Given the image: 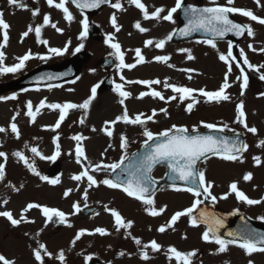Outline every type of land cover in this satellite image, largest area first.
Here are the masks:
<instances>
[{
  "label": "rangeland",
  "instance_id": "374dc122",
  "mask_svg": "<svg viewBox=\"0 0 264 264\" xmlns=\"http://www.w3.org/2000/svg\"><path fill=\"white\" fill-rule=\"evenodd\" d=\"M149 1L152 4L162 3V0ZM191 1L214 5L212 0ZM56 2L58 3L59 0H56ZM216 2L220 5H226V0H216ZM22 3L27 5V7L21 8L10 4L9 0H0V12L3 13V19L8 24L13 21L15 25L14 31L10 28L7 30L8 36L10 33L11 37L9 36L6 47L2 49L6 54V65L10 66L16 63L15 58L17 56H21L29 50L31 51V48L27 46L29 44H22L26 37L22 38L20 32L21 30L23 32L27 31L29 25L34 28L42 24L44 14H50L51 22L56 23L57 27L63 29V32L58 33L50 25L45 26L41 38L47 40L48 44H42L43 48L39 53L31 51L34 54V58L27 61L26 66L21 71L0 75V84L3 86L0 96H11L14 93L17 96L14 100H0V127H4L7 130L0 133V151L7 154L6 161L0 158V162L5 163V179L0 181V211L10 210L14 218L18 219L21 210L28 203L34 202L64 211L67 214V222L61 228L60 223L49 222L45 226V217L40 209H31L25 213L27 219L34 221V223L22 222L19 226H13L6 218L0 217V254L9 260H14L15 264H38L34 259L33 250L38 247L39 242L44 243L48 251L53 253V257H45V264H61L56 259L61 250L65 254L64 264H86L85 257L89 255L99 257L106 264H165L163 260L167 264H177L175 257L168 251L170 247H175L184 253L202 250L203 256H198L192 264H248L249 260H252L254 264H264V253L256 252L248 256L237 245H229L226 252L219 253L218 245L202 242L201 226L191 227L189 221H183L182 218L172 227H177L176 230L168 229L165 234L160 233L158 228L169 221L176 211L183 210L181 201L183 195L181 194L169 198L164 203V206H167L166 210L161 215L153 217L146 212L145 205L141 201L128 197L120 189H110L104 185L89 188L88 198L85 201L83 191L87 188L86 181L78 184V182L71 179L72 175L78 174L82 170L81 166L76 163L74 152L76 141L71 139L72 136L80 134L87 137L81 143L88 160L92 163L119 161L121 155L124 154L119 147L122 134L126 135L129 141L128 154L138 148L146 139L142 135L144 129L139 125H126L123 122H117L114 126L108 125L113 130V136L111 137L102 130L105 127V121H113L117 116L122 115L124 106L119 101L124 99L129 115L134 116L141 112L151 115L153 109L157 111L153 121L146 122L147 129L152 132L154 128L167 127L170 129L173 125L202 129L204 128L203 123H212L219 127L227 125L226 129L242 132L246 136L247 144L249 145L247 151L243 153V163L238 161L229 162L219 156H213L202 164L203 166L201 165V170L214 168L213 175L217 176L219 181L223 179H226L225 182L240 180L241 182L238 183L241 185L239 189L244 187L243 191L249 198H264V147L258 146L259 140L264 139V96L260 95L264 93V81L259 79L260 73L249 70L243 64L242 58L239 57V51L243 49L252 64L259 65L264 63V53L253 52L248 47L249 44H252L256 49L264 47V26L250 21L238 13L234 14L244 24H250L255 33L254 37L246 35L241 41L238 52L236 54L233 53L237 57V62L249 76V84L244 90V95H241V81L236 80L239 75V69L236 68L234 63L233 72L229 76L231 87L226 90L230 99L219 103L205 102V98L200 96L197 91L194 95L200 102L195 104L193 110L189 113L186 111V105L191 100H186L183 103L179 99L168 101L167 98L174 95V93L171 89H165L163 84L152 85L151 87L163 93L166 98L164 101L154 99L151 96L137 99L139 93L149 91V87L139 84H127L120 80V75H123L126 81L159 79L162 82L167 80L170 84L197 90L216 91L223 83L226 72V65L217 56H219L220 52H227L228 41L218 43L217 49H213L209 44L200 43V41L196 40L177 44L171 40L166 43L163 49H157L154 45L144 47V43L148 39L159 40L173 33L178 26V13L174 14L175 22L163 20L145 22L144 27L150 29L146 33H141L134 27L137 21H142L141 19L131 20L133 17L129 19L130 16L128 15H119L120 19L117 18V23L120 26V31L117 32L111 25V16L113 15L111 11L114 8L105 9L91 19L104 29V38L90 39L87 37L81 41L78 39L79 33L82 31L80 21L87 16L74 9L70 4L68 6L74 19L68 22L63 18V13L54 7H49L46 0H22ZM170 4L169 9L175 5V0H171ZM234 6L252 10L254 14L264 18V0H261V6H258L255 0H235ZM36 8L40 9V14L36 16L37 18L32 15V10ZM136 12L137 8H134L132 13ZM22 19L26 20V25L20 21ZM87 19L89 20L88 17ZM32 34V32L29 33V37ZM109 35L114 37L112 42H118L121 45V50L125 52L126 63H135L136 58L133 50L136 48L142 49V55L148 62L137 64L132 69H117L118 61L112 55L115 50L105 43ZM69 40H71V45L64 55L56 56L48 51L49 47H64ZM2 42L3 33L0 31V43ZM9 42L11 43L10 45ZM33 42H37L36 37H33ZM79 43H83V49L91 53V57L83 64V69L78 76L79 79L76 78L67 85H52L51 88L47 85H37L26 91H10L8 89L9 83L23 75L25 76L26 73L39 66L64 62L76 53L75 48ZM180 49L190 50L194 59L188 60V53L181 52ZM44 55L50 56V58L47 60L38 58ZM157 55H167L171 59L167 63L156 62L153 58ZM109 56L114 57V66L110 70L105 71L98 60ZM91 63L93 65L89 66ZM169 64L173 65V67H169ZM180 69L192 71H181ZM108 74L113 75L115 84H124V89L131 93L129 98L120 97L113 89L104 90L103 92H99L97 89V95L92 100L89 109L86 112L83 109L68 110L65 120L60 128L55 131L46 126L55 124L59 118V110H52L47 107L41 109L36 114L34 123L26 115L28 101L33 103L34 111L35 106H38L40 101L45 98L48 103L63 104L72 102L80 104L91 95L92 86L100 83ZM189 76H191V79L188 78ZM241 101L244 104L246 123L249 127L254 126L258 130L255 135L248 133L241 124L235 122L237 116L236 105ZM164 108L167 109V115L160 112V109ZM13 116H16L14 122L20 131L18 139L10 129ZM82 118L84 119L83 124L80 123ZM93 128H95V131L92 130ZM56 135L60 137L59 144L62 154L55 161L41 160L39 157L33 156L30 151L33 146L38 147L46 156L52 155L55 151L53 137ZM25 145L28 147H25ZM109 145H112V147H109ZM16 151H21L30 159H34L35 166L42 175L49 171L54 163L60 162L61 171L57 176L60 178V183L52 185L47 181H42L38 176L30 172L23 162L13 156ZM69 152H72V155H69ZM254 156L261 158L259 165L255 163ZM249 172L252 173V179L248 182H243V176ZM160 174L161 172L158 171L159 176ZM111 175L112 173L104 172L96 174L97 179L111 178ZM223 176L227 177L224 178ZM9 185H15L19 191H14ZM68 188H72L74 191L69 197L65 198L63 193ZM5 199L8 200L7 205L2 203ZM74 202H79L81 208L96 205L98 211L88 217L80 215V212L72 214L74 212L72 207ZM236 206H238V203ZM212 207L210 206V210L213 212ZM229 208L230 205L218 204L216 211H228ZM107 209L118 210L125 220L134 222L133 227L129 231L121 229L117 232L114 218ZM245 211L252 218L264 216V203L247 206ZM69 224L71 227L68 226ZM97 227L105 228L109 234L101 236L95 233L94 230ZM81 229L88 231L73 245L72 241L76 233ZM124 230L126 236H124ZM170 230L173 233L170 234ZM129 232L131 235L128 234ZM133 237L141 239L142 245L148 244L149 242H146V240L149 239L165 241L162 239L163 237H169V240L172 239L174 242L166 239L168 240L166 241L167 245L156 251V258L152 256V263L150 260L148 263L146 260H140L142 257L141 246L135 244ZM145 250H147L148 256H150V252H153L150 247ZM120 252H124V255H119ZM135 255V259H132ZM158 259L162 263H157Z\"/></svg>",
  "mask_w": 264,
  "mask_h": 264
},
{
  "label": "snow or ice",
  "instance_id": "6c2138e0",
  "mask_svg": "<svg viewBox=\"0 0 264 264\" xmlns=\"http://www.w3.org/2000/svg\"><path fill=\"white\" fill-rule=\"evenodd\" d=\"M214 6L211 7H195L192 5L184 6L183 0H175V5L170 9H165L164 7H155L154 10H149V7L142 3V0H128L130 5H134L135 8L139 9L144 20H163L169 22L174 21V14L177 13L178 10H183L184 17L186 19V23L184 27L180 28L178 31L182 36H189L194 32L204 31L205 33L211 34V39L205 41V43L209 44L213 49H217V44L215 42V38L223 39L228 34H233L237 37H241L247 33V36L254 37L255 33L250 24H241L234 22L233 19L230 18V14H240L243 17L248 18L250 21L257 22L258 24L264 26V18L254 14L252 10H248L242 7H235V0H226V5H220L216 2V0H212ZM9 3L21 8H26L27 5L22 3V0H9ZM46 3L49 7H54L60 10L63 13V18L71 22L74 19L72 12L69 9V4L74 5L77 9L83 10L85 8L93 9L100 7L101 4H110V6L119 11L125 10L123 4L120 0H116V2H111V0H59L57 3L56 0H46ZM255 3L258 6H261V0H255ZM167 14H164V13ZM40 14V9L36 8L32 10V15L37 16ZM82 25V31L79 33L78 39L83 41L88 36L89 31V22L87 17H84L80 21ZM51 26L58 33H62L63 29L57 27L56 23L51 22L50 14L43 15V23L41 25L33 28L32 25L28 26V30L22 33V37H27L29 33H35L37 37V42L40 44L47 45L48 41L41 38L42 28L45 26ZM111 25L115 29V31H120V26L117 23V17L115 14L111 16ZM136 29H138L141 33H146L150 29L142 27L141 22L137 21L134 25ZM10 25L3 19V13L0 12V31L3 33V42L0 43V75L6 73H16L21 71L25 66L26 62L30 59L34 58V54L29 50L25 54L21 56H17L16 63L8 66L5 64L6 54L2 50L6 47L7 42L9 40L8 29ZM175 34V30L173 33L168 34L165 38L159 40L148 39L144 43V47H148L154 45L157 49H163L167 42L171 41L173 35ZM114 37L109 35L105 40V43L109 45L110 48L114 49V53L112 55L115 56L118 61L116 67L119 70L123 69H132L137 66V64L147 63L148 61L142 55V49L136 48L134 49L135 63H126L125 62V52L121 50V45L118 42H112ZM71 45V40L67 41L64 47H49L48 51L56 56H62L67 51ZM249 49L253 52L259 51L264 53V47L260 49H256L252 44L248 45ZM84 48L83 43H79L75 52L78 53L81 49ZM233 43L232 41H228V49L227 52L219 53V60L222 61L226 65V72L224 74L223 83L216 91H207L205 89H193L186 86H179L176 84H170L165 81H161L159 79L153 80H125L123 75H120V80L124 81L127 84H139L146 85L149 87V91H142L139 93L137 99H143L145 96H151L154 99H159L164 101L166 98L161 91H157L153 89L152 85H160L163 84L165 89H171L174 95L167 98L168 101L179 99L181 103L186 100H191V102L187 103L186 111L191 112L194 108V105L199 103V99L194 95L195 92H199L200 96L205 98V102H221L228 101L230 96L227 94V89L231 87L229 83V76L233 72V65L235 63L236 68L239 69V75L236 77L237 81H241V95H244V90L247 88L249 84V76L246 74L245 69L240 66L239 62H237V57L233 55ZM181 52H187V59L192 60L194 56L191 55L190 50L188 49H180ZM239 57L242 58L243 64L247 66L249 70L256 71L260 73L259 79L264 81V63L259 65L252 64L245 51L240 49ZM41 60H47L50 56L44 55L38 57ZM156 62H165L167 63L171 57L167 55H157L153 58ZM169 67H173V65L169 64ZM181 71H192L180 69ZM94 71V70H93ZM67 75V73H65ZM53 77H38V80L49 79L51 80ZM191 79V76L188 77ZM79 79V77H77ZM49 88L52 85L48 86ZM100 87V83L93 85L90 92L91 95L85 99L80 104H75L72 102H65L63 104L60 103H48L47 99L41 100L38 106H35L31 101L27 102L26 115L30 118L31 122H35L36 114L40 112L41 109L47 107L52 110H59V118L55 122L54 125L46 126L51 130L55 131L59 129L62 122L65 120L68 110L70 109H83L88 110L92 100L97 95V89ZM26 91V89H25ZM113 91L117 92L120 97L129 98L131 93L124 89V84L116 83ZM260 95L264 96V93ZM16 94H12L11 96H0V100H9L16 99ZM121 105L124 106L122 115L116 117L113 121H105V127L102 129L109 137L113 136V130L108 127V125H115L117 122H123L126 125H139L143 127L142 135L146 138L143 141V151L131 154V159L129 154L127 153V148L129 145V141L126 135H121L119 147L123 151V155H121L119 161L112 163H104L103 161L92 163L88 160V157L85 154V149L82 145V141L87 139L80 134L72 136L71 139L76 141V145L74 148L76 163L81 166V171L78 174H74L71 176V179L78 182L87 183V188L83 191V198L87 201L88 198V189L93 187H98L100 185L107 186L110 189H120L128 197L134 198L137 201H141L146 207L145 210L150 216H159L161 215L167 208V206L156 207L155 200L153 198L155 191V184L157 181L151 175L153 169L157 165H165L171 175L169 176V180L172 182V187L176 190H180L177 186L176 182L181 181L185 185L184 191H187L193 195L195 198L190 207L185 208L180 211H176L164 225H161L158 228L160 233H164L167 229L172 228L181 217L188 216L190 217V225L193 227H199L200 224L205 225V230L202 233V240L205 242H210L218 245V252L224 253L228 250L229 245H237L240 249H242L246 255L251 256L253 253L261 252L264 253V232H259L254 228H251L247 222H245L242 227H240L236 231L227 232V237L224 238L220 234V229L224 227V219L220 216H217L214 212H209L206 210H200L198 215H194V211L198 209V207L204 204L206 201H211L213 205L218 202V197L214 195L211 191L214 184L213 182H209L206 180V172L204 170H200L198 167V162H202L203 159H207L209 154L213 156H219L225 161L229 162H241L243 163V153L247 151L249 145L242 140L239 139V134H236V139H229L227 137H215L212 135H202L199 133L196 127H193L191 132L187 127H178L173 125L170 129H166L160 133L154 134L152 131L148 130L146 127L147 121H153L154 117L157 115V111L155 109L152 110L151 115H147L145 113H137L134 116L129 115L128 109L125 105V100L121 99L119 101ZM160 112H163L167 115V109H160ZM236 123L241 124L248 133L257 134L258 130L256 127H249L246 123V113L244 111V104L241 101L236 105ZM19 115V113H17ZM13 122L10 124V129L13 134H15L16 138L20 137V131L18 129L17 124L14 122L16 120V116L12 117ZM80 123H84V119L80 120ZM203 123V122H202ZM203 127L211 130L224 131L227 128V125H224L222 128H218L216 124L212 123H203ZM95 131V128L92 129ZM231 130V129H229ZM7 130L4 127H0V133L6 132ZM60 137L56 135L53 137V143L55 145V151L52 155H44L36 146L30 148L31 153L34 157H39L41 160H49L55 161L57 157H59L61 153V146L59 144ZM258 146L264 147V139L259 140ZM25 147H28L25 145ZM112 147V145H109ZM72 155V152L68 153ZM13 156L18 158L19 161L23 162L26 168L32 172L34 175L38 176L42 181H47L49 184L56 185L60 183V178L56 177L54 179H50L46 175H42L35 166V160L27 157L23 152L16 151L13 153ZM0 158H3L4 161L7 160V154L3 151H0ZM255 163L259 165L261 163V158L259 156L253 157ZM129 161L128 164L125 165V161ZM119 169L120 174L115 176L114 178H104L97 179V173H116ZM5 179V163L0 162V181ZM252 179V173H246L243 176L244 181H249ZM14 191H19L15 185H9ZM23 187V185H21ZM78 190V189H75ZM74 191L72 188H68L64 191L63 196L65 198L69 197L70 194ZM235 193L236 199L240 202H243L249 206L257 205L264 203V198L262 199H252L249 198L243 191L239 190L238 182L233 181L229 185V192L220 196L219 199H227L228 195ZM3 205H7L8 200L5 199L2 201ZM74 212L72 214L79 213L81 211V207L79 202H74L72 205ZM107 207V206H106ZM31 209H40L42 215L45 217V226L49 222L52 223H60L65 224L67 222V214L54 207L43 206L38 203L30 202L28 203L20 213L19 218H14L12 211L10 210H2L0 211V217L6 218L13 226H19L23 223H34V221H30L25 216ZM114 218L116 231L119 232L121 229H131L133 227L134 222L131 220H125V218L121 215V213L116 209H107ZM239 210H235L231 215H235ZM55 218V219H54ZM261 221H264V216L258 217ZM71 227V225H68ZM42 231V230H41ZM88 230L81 229L79 230L72 244L74 245L76 241L80 240V238L85 235ZM95 233H98L101 236L108 235V231L103 227H97L94 230ZM91 234V233H89ZM131 235V233H128ZM27 235V233H26ZM39 235V233H37ZM186 238V237H185ZM133 240L136 245L141 246V255L144 260L149 259L147 251L144 249L151 248L153 252L159 251L161 245L156 242V240L150 241V244L142 245L141 239L133 237ZM169 253H171L177 264H192V258L196 256V251L191 252H181L177 250L175 247H170L168 249ZM34 259L38 262V264H45V257H53V253L49 252L46 245L44 243L38 242V247L33 250ZM119 255L123 256L124 252H120ZM61 264H64L65 254L64 251L61 250L56 256ZM92 260V256L89 255L85 257V261ZM0 264H15L14 260L7 259L4 255L0 254ZM248 264H254L252 260H249Z\"/></svg>",
  "mask_w": 264,
  "mask_h": 264
},
{
  "label": "water",
  "instance_id": "95a60500",
  "mask_svg": "<svg viewBox=\"0 0 264 264\" xmlns=\"http://www.w3.org/2000/svg\"><path fill=\"white\" fill-rule=\"evenodd\" d=\"M105 4H101L100 5V7H98V8H93V9H88V8H85V9H83L85 12H87V13H89V14H91V13H94V12H96V11H98L101 7H103ZM188 6V5H187ZM196 7H204V6H196ZM181 18H182V24H181V26L179 27V29L180 28H182V27H184V24L186 23V19H185V17H184V14H183V10H182V16H181ZM231 18V17H230ZM232 19V18H231ZM234 22H237V21H235L234 20ZM238 23V22H237ZM178 29V30H179ZM177 30V32H176V34H175V36H174V39L175 40H188V39H191V38H195V37H200V38H212L211 37V34L210 33H205L204 31H198V32H194V33H192L191 35H189V36H182L180 33H179V31ZM89 33H90V35L91 36H101L102 35V32L100 31V30H98L93 24H89ZM246 33V32H245ZM244 36V35H243ZM243 36H241V37H237V36H235V35H233V34H228V35H226L223 39H225V38H230L231 40H232V42H233V47L236 49V48H238V45H239V40L243 37ZM215 39H220V38H215ZM86 58H88V54L87 53H81V54H79V55H77L70 63H69V65L68 66H66V68H68L69 66H71V70H67V71H65V72H60V71H58V68H52V69H49L50 71H49V74L47 75V76H51V77H53L51 80H49V79H45V81H61V80H66V79H69V78H72V77H75L76 75H77V73H78V71H79V69H80V66H81V62L83 61V60H85ZM111 64H112V60L111 59H108L106 62H105V66L106 67H110L111 66ZM66 68H64V69H66ZM65 73H67V75H65ZM111 80H112V78L111 77H108L106 80H105V82L101 85V90H104V89H106V88H111L112 87V84H111ZM23 82V81H22ZM22 82H19V83H17L16 85H15V87H19V86H21L22 84ZM200 134H202V135H212V136H215V137H221V136H223V137H227V138H229L230 140L231 139H236L237 137H236V135H230V134H226V133H224V132H222V131H216V130H214V131H207V132H199ZM239 139L240 140H242L243 142H244V139L241 137V136H239ZM144 149L142 148V149H140V150H138V151H136L135 153H137V152H142ZM130 159H131V156H130ZM129 163V161H126L125 162V165L126 164H128ZM157 166H159V165H157ZM157 166H155V167H157ZM154 167V168H155ZM120 174V171H119V169L117 170V172L116 173H114V175H113V178L115 177V176H117V175H119ZM171 175V173L170 172H168V175H167V180L169 181V182H171L170 180H169V176ZM176 183H182L181 181H177ZM95 210V208H92V209H87V210H85V213H88V212H92V211H94ZM238 222V221H237ZM240 222H243V223H245V222H247V224L251 227V228H254V229H256L257 231H259V232H264V229H261V228H264V227H261V225L259 226V224H255V222H252V221H247V220H245V221H240ZM234 223V222H233ZM242 225L243 224H235V225H233L232 226V228H230V231H236V230H238L240 227H242ZM90 264H101L97 259H95V260H93Z\"/></svg>",
  "mask_w": 264,
  "mask_h": 264
},
{
  "label": "flooded vegetation",
  "instance_id": "af4514ba",
  "mask_svg": "<svg viewBox=\"0 0 264 264\" xmlns=\"http://www.w3.org/2000/svg\"><path fill=\"white\" fill-rule=\"evenodd\" d=\"M228 199H229V201H231V198L230 197ZM225 201H226V199H220V202L221 203H225Z\"/></svg>",
  "mask_w": 264,
  "mask_h": 264
}]
</instances>
